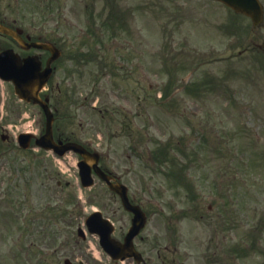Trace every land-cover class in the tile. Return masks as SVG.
<instances>
[{
    "label": "rangeland",
    "instance_id": "374dc122",
    "mask_svg": "<svg viewBox=\"0 0 264 264\" xmlns=\"http://www.w3.org/2000/svg\"><path fill=\"white\" fill-rule=\"evenodd\" d=\"M10 11L58 38L63 56L51 85L63 89L52 91L62 117L59 134L90 140L101 165L128 173L139 201L150 213L162 212L145 234L164 231V244L172 217L181 251L176 258L185 264H216V254L219 264H264V60L255 50L264 25L255 30L212 0H17ZM29 123L37 133L45 129L41 109L21 102L13 85L2 82L0 264H64L66 258L132 264L111 260L96 238H78L94 209L112 219L118 238L130 216L115 212L120 203L98 179L91 190L82 188L77 155L60 164L52 153H22L14 139ZM123 129L142 133L128 137ZM34 168L55 174L54 180ZM14 178L24 187H8ZM46 203L53 213H45ZM230 235L231 242L223 240Z\"/></svg>",
    "mask_w": 264,
    "mask_h": 264
},
{
    "label": "water",
    "instance_id": "95a60500",
    "mask_svg": "<svg viewBox=\"0 0 264 264\" xmlns=\"http://www.w3.org/2000/svg\"><path fill=\"white\" fill-rule=\"evenodd\" d=\"M223 1L226 2L230 6H233L237 11L244 12L243 7L238 6V5L235 6L234 4L231 3L230 0H223ZM0 31L5 32L13 37H17L14 31L4 28L2 26H0ZM42 47L50 49L53 52V57L51 58L50 61L54 60L57 57L56 55H59V53L57 54L55 53V49L51 46L45 45ZM15 64L16 65L12 64V67L10 65L11 69L9 72L11 75L5 79L14 81L15 86H16V92L19 94V96L29 102L33 101L35 104H40L44 108L47 114V117H48L46 134L41 140H38V144L41 145V147L45 149H55V150L59 149L53 140V129H52L53 116L49 111V107L41 100L39 96V91L46 84L51 71L47 69L44 73H37L36 69L32 70L30 68V65H32V63L30 62L28 63L29 65V67L27 68L28 71H21L19 69V66H20L19 62H16ZM26 72L31 73V74H28V75L24 74ZM24 147H27V145H24ZM70 150H74L75 152L81 153L86 159L80 166L81 176H82L85 186H90L93 184V180L91 179V169L92 168L96 169L97 172L101 176L103 175V173H101V171L97 167V162H98L97 155H90L85 150H83L81 147L73 143L66 144L63 147V151L61 155L65 153L66 151H70ZM102 178L107 180L112 190L117 191L121 194L124 193V190L122 191L121 187L111 184L107 177L102 176ZM123 198L125 200V206L130 209L126 195L123 196ZM91 230H92V233H98L101 235V238H102L101 242L105 246V250L109 254H111L113 258L118 259V258L132 257L133 255H135V252L132 249V242H131L132 237L134 235L133 229L130 233V236L127 238V244H129L130 246V249L128 250H126L125 247H122L119 243L111 239L110 235H111V232L113 231L112 227L109 230L105 227H102L100 229L91 228Z\"/></svg>",
    "mask_w": 264,
    "mask_h": 264
},
{
    "label": "flooded vegetation",
    "instance_id": "af4514ba",
    "mask_svg": "<svg viewBox=\"0 0 264 264\" xmlns=\"http://www.w3.org/2000/svg\"><path fill=\"white\" fill-rule=\"evenodd\" d=\"M16 1L17 0H0V24L17 31L18 34L23 39L25 44L21 45L20 43L15 41L13 38L0 33V54L7 50H14V52L18 54L21 57V59H26L29 57H37L38 60L42 61L43 66H45L46 61L50 56L48 52L41 51L35 48L26 49L23 47V45L27 46L33 43H44V42L50 43L51 42L55 44L56 46H59V43H58L59 40H56L58 38H55L54 35H53V38H50L49 36L52 34H50L49 32L45 33V31L41 27L33 26L34 24L28 23L27 19H26V22H23L22 18L16 19V17L13 16L10 11V5ZM55 65L54 67L56 71ZM48 91H50V95H51L50 100L52 101L53 94L51 91H54V90H52V88H48ZM57 139L58 141L59 140L69 141V139H66V137L58 136ZM74 139L76 140V138ZM86 146L90 149L91 144L88 143ZM105 171L108 174L112 175L115 178L116 182H121L124 184L126 183L128 187V195H129L131 204H134V203L139 204V195L136 194V192L134 193V191L132 190V185L129 184L127 181L128 180L127 176L123 175V174L128 175V173H124V172L119 173V172L111 171L108 169H105ZM47 174H48L47 180H53V176L50 175L49 173ZM112 194H113L112 198H114L116 202L119 201L120 204H122L121 199L118 197V195L114 193ZM119 208L124 210L122 205L119 206ZM121 209L120 211L123 212ZM116 213H118V211H116ZM130 216L132 219L133 216L132 215ZM122 217H124V214H122ZM230 218L232 220L233 216L230 215ZM125 234L126 233L123 232L122 236L120 237L121 241L124 240ZM150 235H152L151 232H149L148 236H145V237L143 235H140L135 241L136 248L139 251H141V253L143 254L146 264H156L157 261L159 262V264H176L175 260H172L170 254H167V253L162 254L161 251H158L157 257L155 256V250L157 247L150 245ZM217 237H219V234ZM224 238L226 237L224 236ZM180 264H183V263H180Z\"/></svg>",
    "mask_w": 264,
    "mask_h": 264
}]
</instances>
